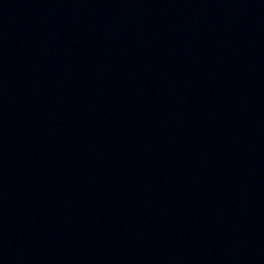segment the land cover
I'll return each mask as SVG.
<instances>
[{
    "label": "water",
    "instance_id": "95a60500",
    "mask_svg": "<svg viewBox=\"0 0 264 264\" xmlns=\"http://www.w3.org/2000/svg\"><path fill=\"white\" fill-rule=\"evenodd\" d=\"M0 264H264V0H0Z\"/></svg>",
    "mask_w": 264,
    "mask_h": 264
}]
</instances>
